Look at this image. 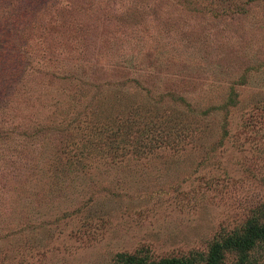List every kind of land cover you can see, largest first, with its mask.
<instances>
[{"label":"rangeland","instance_id":"obj_1","mask_svg":"<svg viewBox=\"0 0 264 264\" xmlns=\"http://www.w3.org/2000/svg\"><path fill=\"white\" fill-rule=\"evenodd\" d=\"M263 210L264 0H0V264L186 257Z\"/></svg>","mask_w":264,"mask_h":264},{"label":"trees","instance_id":"obj_2","mask_svg":"<svg viewBox=\"0 0 264 264\" xmlns=\"http://www.w3.org/2000/svg\"><path fill=\"white\" fill-rule=\"evenodd\" d=\"M148 130L149 127L145 131ZM150 139L152 140V137ZM262 212L264 210L260 214L255 212L242 228L217 235L209 244L207 252L160 260H151L140 253L119 254L115 264H228L230 258L234 259L233 264H259L258 255L264 252V215Z\"/></svg>","mask_w":264,"mask_h":264}]
</instances>
